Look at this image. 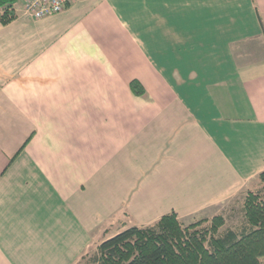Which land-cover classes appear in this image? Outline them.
I'll list each match as a JSON object with an SVG mask.
<instances>
[{
    "label": "crops",
    "instance_id": "obj_1",
    "mask_svg": "<svg viewBox=\"0 0 264 264\" xmlns=\"http://www.w3.org/2000/svg\"><path fill=\"white\" fill-rule=\"evenodd\" d=\"M16 11L0 21V264H75L263 185L264 0Z\"/></svg>",
    "mask_w": 264,
    "mask_h": 264
},
{
    "label": "trees",
    "instance_id": "obj_2",
    "mask_svg": "<svg viewBox=\"0 0 264 264\" xmlns=\"http://www.w3.org/2000/svg\"><path fill=\"white\" fill-rule=\"evenodd\" d=\"M18 2L0 0L3 24L17 18ZM131 89L136 95L145 92L136 79L132 80ZM259 178L263 185L248 190L243 197V221L239 227L224 228L223 215L185 225L173 211L153 224L134 225L104 239L91 255L86 251L75 264L84 258L93 264H262L264 171Z\"/></svg>",
    "mask_w": 264,
    "mask_h": 264
},
{
    "label": "built area",
    "instance_id": "obj_3",
    "mask_svg": "<svg viewBox=\"0 0 264 264\" xmlns=\"http://www.w3.org/2000/svg\"><path fill=\"white\" fill-rule=\"evenodd\" d=\"M76 0H19L16 8L35 19H41L64 11Z\"/></svg>",
    "mask_w": 264,
    "mask_h": 264
},
{
    "label": "rangeland",
    "instance_id": "obj_4",
    "mask_svg": "<svg viewBox=\"0 0 264 264\" xmlns=\"http://www.w3.org/2000/svg\"><path fill=\"white\" fill-rule=\"evenodd\" d=\"M16 8V7H15ZM17 10V8H16ZM246 194V193H245ZM243 197H237L235 198L233 201L227 203L225 206H224V209L222 210H217V215H223L225 217V220H226V224L224 226V228L226 227H233V228H236V227H239L243 221V217H242V204H243ZM216 216V215H215ZM214 217V216H213ZM204 218H207V217H204ZM212 218V217H211ZM200 219L202 218H195L193 220H189V221H182L185 225H189V224H192L194 222H197L199 221ZM94 252V248H91L89 250V255H91L92 253ZM88 259L89 258H84L80 264H93V263H89L88 262ZM262 264H264V257H262Z\"/></svg>",
    "mask_w": 264,
    "mask_h": 264
}]
</instances>
